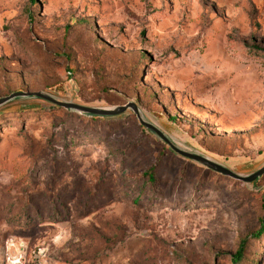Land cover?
<instances>
[{
	"label": "rangeland",
	"instance_id": "rangeland-1",
	"mask_svg": "<svg viewBox=\"0 0 264 264\" xmlns=\"http://www.w3.org/2000/svg\"><path fill=\"white\" fill-rule=\"evenodd\" d=\"M41 90L132 101L179 148L251 173L264 165V0H0V97ZM11 102L41 107L0 110V264H264V172L210 170L129 110Z\"/></svg>",
	"mask_w": 264,
	"mask_h": 264
},
{
	"label": "water",
	"instance_id": "water-1",
	"mask_svg": "<svg viewBox=\"0 0 264 264\" xmlns=\"http://www.w3.org/2000/svg\"><path fill=\"white\" fill-rule=\"evenodd\" d=\"M25 98H39L45 101H48L54 105L62 106L66 109L76 111L83 114H89V115H115L120 114L124 111H131L136 116L138 122L141 126L146 128L148 131L153 133L155 136H157L160 140H162L168 147L176 152L177 154L181 155L182 157L194 160L201 165L205 166L206 168L213 170L217 173L230 176L232 178L241 180V181H252L254 178H256L259 174H261L264 171V165L257 170L248 173V174H240L237 172H234L221 164H218L200 154L184 150L176 146L167 136L164 132H162L157 126L152 124L151 122L145 120L142 115L140 114V111L136 104L132 101H128L123 105L118 106H86L82 104H78L75 102H72L70 100H65L58 98L56 96H53L45 91H14L9 93L6 96L0 97V105L14 100V99H25Z\"/></svg>",
	"mask_w": 264,
	"mask_h": 264
},
{
	"label": "trees",
	"instance_id": "trees-1",
	"mask_svg": "<svg viewBox=\"0 0 264 264\" xmlns=\"http://www.w3.org/2000/svg\"><path fill=\"white\" fill-rule=\"evenodd\" d=\"M60 90L63 92V93H68L70 94L67 90H68V87L64 86V85H61L60 86ZM15 100V99H14ZM12 101V100H11ZM9 101V102H11ZM7 103L6 105L2 106L0 108V110H3V111H6V112H15V111H18V110H24V108L26 109H31V108H39L41 107L38 103H27L25 106L21 105L19 102L17 103H14V102H11V103ZM58 106V105H57ZM62 107V106H61ZM64 108V107H63ZM66 109V108H65ZM264 172V171H263ZM262 174V173H261ZM260 174V175H261ZM259 175V176H260ZM151 178V175H148V179ZM257 180V178H254L251 183L255 182ZM263 228L256 231V233L254 234V236H259L262 232H263ZM244 244H245V239H241L239 244H238V247L237 249L235 250L234 252V256L232 258L233 262L236 263L240 258H241V255H242V252H243V249H244Z\"/></svg>",
	"mask_w": 264,
	"mask_h": 264
},
{
	"label": "built area",
	"instance_id": "built-area-1",
	"mask_svg": "<svg viewBox=\"0 0 264 264\" xmlns=\"http://www.w3.org/2000/svg\"><path fill=\"white\" fill-rule=\"evenodd\" d=\"M32 264H50V263L46 260H37V261H34Z\"/></svg>",
	"mask_w": 264,
	"mask_h": 264
}]
</instances>
